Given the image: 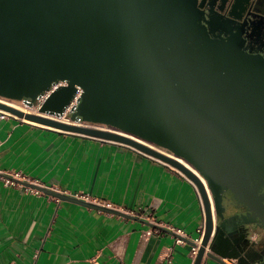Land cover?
Returning <instances> with one entry per match:
<instances>
[{
    "label": "water",
    "instance_id": "water-1",
    "mask_svg": "<svg viewBox=\"0 0 264 264\" xmlns=\"http://www.w3.org/2000/svg\"><path fill=\"white\" fill-rule=\"evenodd\" d=\"M202 6L0 0V111L170 166L194 186L202 208L192 264L214 255L264 264V49L249 44L232 11L228 18ZM56 81L67 84L41 104L44 116L3 101L33 102ZM76 87L71 120L111 129L58 119Z\"/></svg>",
    "mask_w": 264,
    "mask_h": 264
},
{
    "label": "crops",
    "instance_id": "crops-1",
    "mask_svg": "<svg viewBox=\"0 0 264 264\" xmlns=\"http://www.w3.org/2000/svg\"><path fill=\"white\" fill-rule=\"evenodd\" d=\"M0 141V264H192L203 213L175 169L12 116ZM214 256L202 264H240Z\"/></svg>",
    "mask_w": 264,
    "mask_h": 264
},
{
    "label": "flooded vegetation",
    "instance_id": "flooded-vegetation-1",
    "mask_svg": "<svg viewBox=\"0 0 264 264\" xmlns=\"http://www.w3.org/2000/svg\"><path fill=\"white\" fill-rule=\"evenodd\" d=\"M202 8L228 18L232 11L231 19L249 34V44L264 49V0H203Z\"/></svg>",
    "mask_w": 264,
    "mask_h": 264
},
{
    "label": "built area",
    "instance_id": "built-area-1",
    "mask_svg": "<svg viewBox=\"0 0 264 264\" xmlns=\"http://www.w3.org/2000/svg\"><path fill=\"white\" fill-rule=\"evenodd\" d=\"M66 84L67 83L65 81H56V82H53L50 85L49 89L45 90L43 93H41L40 95H38L33 102H30L28 99H25V100H12V101L13 102H18L20 104L19 105L20 107L25 108L27 110H30L31 112H29V113H33V111H38L39 110V107L45 101V99L49 96V94H51V92H53L54 90L58 89L61 86H65ZM81 93H82V89L80 87H76V92L72 96L70 102L65 106L63 112L58 115V119L59 120H61L63 122H64V120H69L71 123H74V124L88 126L89 123L84 122L81 119H78L77 121H72L71 120V117H70V114L75 110V108L77 107V105L80 102ZM7 116H11V115H9L6 112L0 111V118H4V117H7ZM19 120H21V119H19ZM21 121H23V120H21ZM0 144H1V141H0ZM155 149H157V148H155ZM17 176H18V174H15L13 177H16L17 178ZM4 183L7 184V185H15L16 184L10 178H4ZM76 196L78 197V194ZM176 232L178 234H181L182 233L181 230H179V229H177ZM198 233H199L198 237L195 238V240L193 241V242L196 243V245H197L198 241H200V239H201V236H202V233H203V226L198 229ZM176 242L177 243H182L183 240L181 238H177L176 239ZM196 248H197V246L196 247H191V253L193 254V256H195V254H196V251H197Z\"/></svg>",
    "mask_w": 264,
    "mask_h": 264
},
{
    "label": "bare ground",
    "instance_id": "bare-ground-1",
    "mask_svg": "<svg viewBox=\"0 0 264 264\" xmlns=\"http://www.w3.org/2000/svg\"><path fill=\"white\" fill-rule=\"evenodd\" d=\"M6 103L9 104L10 106H13V107H15V108H17V109H20V110L24 111V112H31L30 110H27V109H25V108H22V107H20L19 105H16V104H14V103H9V102H6ZM33 113H35V114H40V115H43V116H44V114H43V113H40L39 111H33ZM64 122L71 123L69 120H64ZM146 144H147V143H146ZM148 145H150V144H148ZM177 158H178V160H179L180 162L184 163L186 166H188L190 169H192V171H194L196 174H198V176H200L202 182H203L204 185L206 186V182H205V180H203V177L197 172V170H195L191 165H189L188 163H186L183 159H181V158H179V157H177ZM206 189H207V186H206ZM207 191H208V190H207ZM208 194H209V191H208ZM199 244H200V241H198L197 246H198ZM196 250H197V248H196Z\"/></svg>",
    "mask_w": 264,
    "mask_h": 264
},
{
    "label": "rangeland",
    "instance_id": "rangeland-1",
    "mask_svg": "<svg viewBox=\"0 0 264 264\" xmlns=\"http://www.w3.org/2000/svg\"><path fill=\"white\" fill-rule=\"evenodd\" d=\"M4 102H9V103H14L16 105H20L18 102H13V101H10V100H3ZM89 127H101L102 129H111L109 126H106V125H103V124H95V123H89L88 124ZM152 147H155L157 148L158 150H161L165 153H168L169 155H173L175 156V154L167 149H164L162 147H159L157 145H154V144H150Z\"/></svg>",
    "mask_w": 264,
    "mask_h": 264
}]
</instances>
